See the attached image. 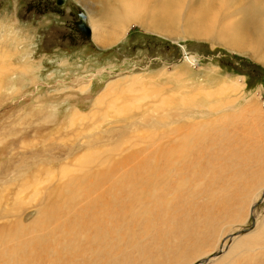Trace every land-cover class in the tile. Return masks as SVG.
Listing matches in <instances>:
<instances>
[{"label":"rangeland","instance_id":"374dc122","mask_svg":"<svg viewBox=\"0 0 264 264\" xmlns=\"http://www.w3.org/2000/svg\"><path fill=\"white\" fill-rule=\"evenodd\" d=\"M92 1L65 0L58 7L53 0H0V241L12 242L7 245L10 259L1 264H20L31 247L34 264H45L46 252L52 254L60 245L76 251L83 238L73 223L90 210L88 202L138 159L152 157L155 148L178 147L179 138L190 147L212 141L211 148L222 151L238 137L248 148L264 146V72L258 69H264V42L249 35L252 43L242 51L212 36L239 22L250 0H212L208 7L202 1L189 7L186 0H145L152 11L129 14L128 19H123V9L95 17L89 11ZM69 6L85 14L89 39L76 30ZM168 13L175 14L171 22L165 20ZM145 20L158 27L145 28ZM121 23L123 31L112 43L96 42L95 30L113 35ZM196 28L201 36L192 30ZM133 76L140 83L129 87L124 80ZM235 80L241 87L226 89ZM112 83L117 84L114 93L98 102ZM248 99L260 111L243 123L220 119L209 124L208 132L188 136L202 122L197 120L245 106ZM120 106L126 107L121 111ZM221 140L223 146L218 145ZM222 155L203 156L181 183L176 181L177 191L168 193L167 187L160 199L143 203L159 204L158 216H151L147 226L120 228L104 252L89 251L90 264H137L156 237L172 234L177 219L206 221L205 215L221 206V197L227 202L203 229L210 232L203 251L178 262L173 257L167 264H194L201 258H207L202 264H212L230 247L219 264H264V168L250 172L255 162ZM162 171L167 176L155 180L168 181L167 169L151 176ZM253 192L258 194L251 198ZM131 210L137 220L146 211L144 206ZM71 231L76 232L69 240H61ZM253 231L245 246L236 249V238Z\"/></svg>","mask_w":264,"mask_h":264},{"label":"bare ground","instance_id":"6f19581e","mask_svg":"<svg viewBox=\"0 0 264 264\" xmlns=\"http://www.w3.org/2000/svg\"><path fill=\"white\" fill-rule=\"evenodd\" d=\"M60 1H62L61 4H63L65 0H60ZM111 1H114V2H111ZM200 1H202L205 4L204 6L206 7H208L209 3L212 2V0H186L189 7H192L194 3L200 2ZM91 3H92V7L89 9V11L94 13L95 17L107 15V14H110L111 16H113L115 13H117L119 9H123L125 11L123 13V19H128L130 17L129 14H134L135 16L133 15V17H137L138 15L136 14L148 12L149 10L152 11V9L154 8V7H150L151 5L147 4L145 0H93ZM69 7L72 10L73 6H69ZM202 7L203 6H201L199 9H196V12H193L195 14L189 15L188 19L190 21H194L197 18V16L200 14ZM162 9L164 11V8ZM72 13H73V10H72ZM74 17L76 21L74 23L75 28L78 32L81 33L80 31L81 29L78 30L76 26V25L82 24L81 19L77 18L75 15ZM174 17H175V14L172 15L168 13L165 17V20L166 21L170 20L169 22H171ZM200 18L201 16L198 17V20ZM135 20L140 22V20L137 18H135ZM85 22H86V18H85ZM144 22L145 23H141V25L144 27L146 26L145 28H148V27L153 28V26L158 27L157 24L155 23L152 24L148 20H145ZM123 27H124V23L119 24V27H117V31L114 30L116 33H114L113 35H109L108 33H104V34L98 33L97 34L95 30V32L93 31L94 39L96 40V42H98L101 45H106V44H109L110 42L112 43L113 40L117 39L116 37L117 34L123 31ZM154 29L156 30V28ZM192 30L198 36H201L202 35L201 33H203V31H201V29H198V28L192 29ZM186 31L189 33H192L191 30H186ZM249 35L254 37L256 43L262 44L264 42V0H250L247 3V5L244 7L243 17L239 22L230 23L227 26L225 33L221 31L212 36L214 38H217L223 41L224 44L230 45L229 42H232L236 44L237 48L242 49L245 46H249V44L252 43ZM3 37H7V35H3ZM9 38H12V37H9ZM187 55L188 53H185V55H183L185 60H190L191 57H188ZM251 56L257 57V55H254L253 53L251 54ZM139 80H140L139 78L133 76L131 80L125 79L124 81L129 82V87H133V86L136 87L140 83ZM236 81L237 80H235L233 83L229 85H226V89H230L232 91L238 90L241 87L242 83L238 81V84H237ZM114 83L110 84V86L108 85V87L105 88L104 92L101 94L99 98L100 101L98 102H101L104 99V97H106L110 93H114L113 91L117 87L116 86L117 84H114ZM11 94H14V93H11ZM121 96L123 97V94ZM251 101L252 100L250 99L245 100V103H244L245 106H240L239 108L233 105L232 111L216 114L215 116L212 117V119L197 120V121H202V122H200L199 125H196V124L193 125L190 129L191 131L189 132L190 134L188 136L194 135V134H200L203 132H208L209 129H211L209 127V124L213 122H218V120L220 119H232V121H234V119H237L239 121H242L243 123L246 120V118L252 117L254 113H256L257 111H260L259 104L256 102L252 103ZM231 103L234 104V102H229V103L227 102V104H231ZM117 107H119V104ZM120 107L121 108L119 109H122L121 111H123L124 107L126 106H123V107L120 106ZM219 108L220 107H218V109ZM212 112L215 113L216 111L214 110ZM178 129L179 128H175L174 130H178ZM239 140L245 141V139L238 137L233 142L234 145H231L229 148L225 150L228 152L224 155L222 154L225 151H222L221 149L217 147L215 149L211 148L212 141L207 144H202V145H197V146L194 145L190 147V146H185L184 142L183 141L181 142V138H179L177 139V143H179L178 147L173 145L170 148H167L166 150H165L166 147L165 148L162 147L160 148L161 150H158V151H155L156 149L155 148L152 153V157L151 155H148V157L150 156L149 159L148 157H142L141 160L138 159V162H139L138 164L132 167L123 176L115 179L114 181L112 180L113 182L112 181L110 182L111 184L114 183L113 186L109 184L110 187H108L105 190V192H102V194H100L99 197H96L88 202V204H90V210L82 214L79 217L77 224L73 223V226H78L79 230L77 231H79V235L83 238L81 242V247L79 245L76 251H70L67 249H63L59 242V245H60L59 250L55 251L52 254L49 252H46L48 254V259L46 260L45 264H90L92 262V259L89 257V254L93 252H89V251H94L96 253L104 252L118 238L117 231L120 228L135 227L140 223H145V225L147 226L146 223H149V218L151 216L155 214H157L158 216L161 210V206L159 204L143 205V203L150 202L152 199H160L162 197L161 194L167 190V187H169L168 193H171V191H173V193L177 191V189L173 190V188H178L176 186V181L178 183H181L183 181V178L181 177L184 176L186 171L188 172L190 171L191 173L192 172L191 169H195V167L201 161L202 157L205 155L208 156L210 160L213 157H220L221 155L222 157H226L227 155L231 154V156H234L235 158H237L234 160L239 159L243 163H254L255 162L254 167H249L247 169L250 172H253L260 168H264V146L262 149L259 147L256 149L248 148V144L245 145V142L239 141ZM218 145L223 146V141L222 140L219 141ZM240 153H243V156H241ZM165 169L171 172V178H169L168 181H165V179H161L159 181L155 180L156 177L159 175H166V173L163 171L159 172L154 177L151 176L155 172L160 171V170H165ZM66 172L68 171L63 170L61 173L64 174ZM23 175H24V179H26L27 178L25 177L26 175L25 174ZM68 176L74 179L72 175H68ZM85 176H81L78 179L79 182L83 180ZM94 179L97 180L98 177H94ZM64 184L67 185V183L65 182ZM81 186L83 187V184H81ZM85 187H88V186L85 185ZM258 192L256 194H254L253 192L251 195V198L255 197L258 194ZM146 194H149L150 196L148 200L144 199V195ZM226 202H227L226 198L221 197L222 210ZM131 206L133 208H140L142 206L145 207L146 211L144 212V217L142 220H137V217H136L137 215L132 212ZM221 206L219 205V209H217L216 211H211L207 213L205 215V217H207L206 221L200 218L197 220L181 219V218L177 219L175 222L172 234L169 233L167 237L165 236L156 237V239L154 240L156 244L145 247L144 252H146V254H144V257L141 258L137 264H167L169 262V259L173 257H177V262H178V260L180 261L182 258L186 256H192L196 251L201 250L203 248V244L207 241V239L210 236L209 230L208 229L203 230V229L207 225L209 219L213 221L215 219V214L221 212L220 210ZM146 213H149V214H146ZM254 231L256 232L257 230H254ZM254 231L249 232L248 234L243 235L239 238H236L237 240L234 241V243L236 244L238 243L236 249L243 248L245 246V244H243L244 241L246 239L251 238L252 235L255 233ZM75 232L76 231H71V232L66 233L64 236H62L61 240L62 239L65 241L69 240L67 236L73 235ZM259 235L260 233L256 236V238L259 237ZM197 241L200 242V245H196ZM4 243L6 246L2 247ZM10 243H12L11 240H7V241L3 240V242L0 241V264H1V261L5 262L6 258L10 259V256H11L10 253L12 251H10V249L7 248V245H9ZM178 248H182L183 250L178 251ZM231 250H232V247H230V249L224 255L220 256L212 264L221 263L223 259L225 258V256ZM203 253L204 252H202L201 254ZM32 255L33 253H32V247H31L29 251L27 252V254L22 258V261L20 260V264H34L32 262Z\"/></svg>","mask_w":264,"mask_h":264},{"label":"water","instance_id":"95a60500","mask_svg":"<svg viewBox=\"0 0 264 264\" xmlns=\"http://www.w3.org/2000/svg\"><path fill=\"white\" fill-rule=\"evenodd\" d=\"M62 3V1H58V0H55V4L56 5H60ZM72 10H73V13L74 15L77 17V18H80L81 19V25H76L78 30L81 31V34L83 35V38L85 39H89L90 38V29H89V26L87 25V23L85 22V14L81 11V10H76L72 7ZM76 22V21H75ZM85 33H83V32ZM180 49H181V52L183 54V49L181 47L180 44H178ZM251 221H252V225H253V222H254V219L253 217L251 218ZM207 261V258H201L200 260H197L194 264H202V263H205Z\"/></svg>","mask_w":264,"mask_h":264},{"label":"trees","instance_id":"16d2710c","mask_svg":"<svg viewBox=\"0 0 264 264\" xmlns=\"http://www.w3.org/2000/svg\"><path fill=\"white\" fill-rule=\"evenodd\" d=\"M258 69H260L262 72H264V69L262 67L258 66Z\"/></svg>","mask_w":264,"mask_h":264},{"label":"flooded vegetation","instance_id":"af4514ba","mask_svg":"<svg viewBox=\"0 0 264 264\" xmlns=\"http://www.w3.org/2000/svg\"><path fill=\"white\" fill-rule=\"evenodd\" d=\"M53 1H54L53 3L55 4V0H53ZM58 1H60V0H58ZM64 2H65V1H64ZM63 4H64V3H63ZM61 5H62V4H61ZM58 7H62V6H59V5H58Z\"/></svg>","mask_w":264,"mask_h":264}]
</instances>
